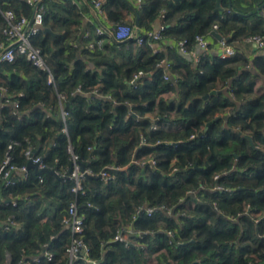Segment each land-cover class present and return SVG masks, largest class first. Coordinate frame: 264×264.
Masks as SVG:
<instances>
[{"label": "clouds", "instance_id": "9594fccd", "mask_svg": "<svg viewBox=\"0 0 264 264\" xmlns=\"http://www.w3.org/2000/svg\"><path fill=\"white\" fill-rule=\"evenodd\" d=\"M0 264H264V0H0Z\"/></svg>", "mask_w": 264, "mask_h": 264}]
</instances>
